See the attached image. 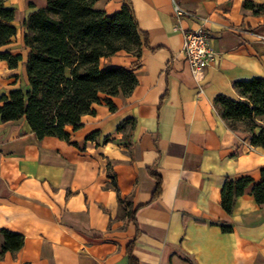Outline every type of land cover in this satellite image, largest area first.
Returning <instances> with one entry per match:
<instances>
[{
    "label": "crops",
    "instance_id": "crops-1",
    "mask_svg": "<svg viewBox=\"0 0 264 264\" xmlns=\"http://www.w3.org/2000/svg\"><path fill=\"white\" fill-rule=\"evenodd\" d=\"M39 1L6 2L17 34ZM178 1L192 17L176 18L172 0L96 1L106 15L130 5L147 45L138 57L101 59L103 69H132L137 84L110 98L113 111L100 95L69 143L0 121V231L23 237L0 264H264V204L251 196L264 149L213 108L218 95L238 99L234 83L264 80V0ZM199 27L215 54L201 92L182 52V33ZM12 42L0 52L13 53ZM18 71L0 60V95ZM150 172L160 178L156 198ZM242 177L253 182L227 214L224 181Z\"/></svg>",
    "mask_w": 264,
    "mask_h": 264
},
{
    "label": "trees",
    "instance_id": "trees-1",
    "mask_svg": "<svg viewBox=\"0 0 264 264\" xmlns=\"http://www.w3.org/2000/svg\"><path fill=\"white\" fill-rule=\"evenodd\" d=\"M7 1L0 0V48L9 45L17 35L12 24L14 10L5 5ZM43 1L42 7L28 3L21 27L25 55L0 52V60L9 69L23 65L20 81L14 76V88L0 95V121L24 120L37 140L52 137L69 143L71 133L82 127V117L93 114V105L100 102V95L106 96L104 102L113 111L110 98L119 92L129 95L137 84L132 69H103L101 59L119 51L138 57L147 40L128 4L106 15L93 9L97 0ZM263 10L259 6L256 13ZM233 88L238 99L216 96L215 112L227 129L247 133L251 147L264 149V130L258 125V119L264 116V80L236 82ZM150 175L156 181L153 195L156 198L160 194V178L152 172ZM252 182L250 177L225 179L220 206L227 214L232 213L236 199ZM251 196L257 205L264 204V167L259 170V181L252 186ZM118 202L121 203L119 196ZM0 234L3 237L0 258L22 247L21 235L5 230ZM132 245L133 242L128 251Z\"/></svg>",
    "mask_w": 264,
    "mask_h": 264
},
{
    "label": "built area",
    "instance_id": "built-area-1",
    "mask_svg": "<svg viewBox=\"0 0 264 264\" xmlns=\"http://www.w3.org/2000/svg\"><path fill=\"white\" fill-rule=\"evenodd\" d=\"M173 12L176 18L192 17V14L184 10L178 0H172ZM182 52L188 64L191 75L198 84V88L202 74L209 63L214 59L215 54L209 47V33L199 27L192 30H186L182 33ZM264 42V37H260Z\"/></svg>",
    "mask_w": 264,
    "mask_h": 264
},
{
    "label": "rangeland",
    "instance_id": "rangeland-1",
    "mask_svg": "<svg viewBox=\"0 0 264 264\" xmlns=\"http://www.w3.org/2000/svg\"><path fill=\"white\" fill-rule=\"evenodd\" d=\"M36 5H39L40 1L39 0H34ZM35 5V6H36ZM37 7V6H36ZM21 36H22V31L21 29L19 30L17 36L14 38L13 42H12V51L13 53H21L23 55H25V51L24 49L22 48V43H21ZM21 68H22V65H20L19 67V71H18V81H20V76H21ZM15 80V79H14Z\"/></svg>",
    "mask_w": 264,
    "mask_h": 264
}]
</instances>
